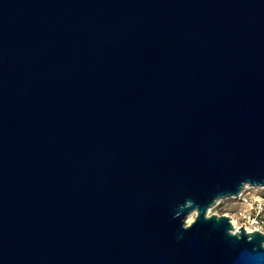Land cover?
<instances>
[{"label":"water","instance_id":"95a60500","mask_svg":"<svg viewBox=\"0 0 264 264\" xmlns=\"http://www.w3.org/2000/svg\"><path fill=\"white\" fill-rule=\"evenodd\" d=\"M247 187L264 0H0V264H264Z\"/></svg>","mask_w":264,"mask_h":264},{"label":"rangeland","instance_id":"374dc122","mask_svg":"<svg viewBox=\"0 0 264 264\" xmlns=\"http://www.w3.org/2000/svg\"><path fill=\"white\" fill-rule=\"evenodd\" d=\"M207 213L228 216L231 222L235 221L234 231L239 230L241 226L254 228L255 225H259L264 232V187H247L242 196L225 198L211 206ZM190 216L193 220L196 212ZM254 218L258 224L253 223Z\"/></svg>","mask_w":264,"mask_h":264},{"label":"built area","instance_id":"2783aa9c","mask_svg":"<svg viewBox=\"0 0 264 264\" xmlns=\"http://www.w3.org/2000/svg\"><path fill=\"white\" fill-rule=\"evenodd\" d=\"M245 190H246V189H245ZM245 190H243V192H244ZM243 192L240 193L237 197L242 196V195H243ZM219 202H220V201H219ZM253 223L258 224V221L255 220V218H254ZM247 229H249L250 231H253V230H259V231L263 232L261 226H259V225H255L254 228H248V227H246V230H247ZM247 231H248V230H247ZM263 233H264V232H263Z\"/></svg>","mask_w":264,"mask_h":264},{"label":"bare ground","instance_id":"6f19581e","mask_svg":"<svg viewBox=\"0 0 264 264\" xmlns=\"http://www.w3.org/2000/svg\"><path fill=\"white\" fill-rule=\"evenodd\" d=\"M191 220H192V217L190 216V217H188V219H187V222H191ZM232 223H233V227L234 228H236V225H235V221L234 220H232ZM248 231H250L249 229H247ZM237 231H239V230H237Z\"/></svg>","mask_w":264,"mask_h":264}]
</instances>
